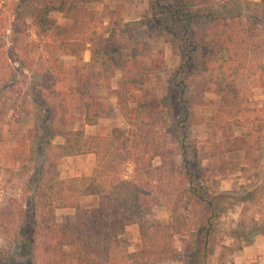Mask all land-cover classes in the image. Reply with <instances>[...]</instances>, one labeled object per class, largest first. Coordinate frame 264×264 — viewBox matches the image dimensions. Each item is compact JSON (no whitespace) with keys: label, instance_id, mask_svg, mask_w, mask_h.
Here are the masks:
<instances>
[{"label":"trees","instance_id":"16d2710c","mask_svg":"<svg viewBox=\"0 0 264 264\" xmlns=\"http://www.w3.org/2000/svg\"><path fill=\"white\" fill-rule=\"evenodd\" d=\"M101 2L0 0V141L6 124L24 114L34 120L27 163L16 172L24 178L21 195L0 203V234L8 239L0 246V264H150L174 251L175 238L185 264H207L212 256L224 261L264 235V164L254 142L244 138L229 148L242 157L222 156L219 164L245 178L238 192L206 186L190 128L205 124L225 131L221 112L229 111L221 102L211 120L197 115L208 89L201 83L189 96L186 77L252 71L255 87L264 88V66L252 67L253 54L264 53V0H151L140 20L126 24L123 6L98 13L88 5ZM123 26L134 40L127 57ZM172 29L185 50L170 83L182 117L169 139L161 110L130 104L141 84L164 68V52L153 44L173 41ZM116 71L120 86L113 88ZM74 100L81 117L72 112ZM114 108L128 131L114 127L109 134L85 135L86 126ZM85 154L95 156L94 175L60 176L64 158ZM88 195L98 198L97 205L80 207V197ZM234 196L242 204L240 218L219 235L218 216ZM158 205L169 213L166 224L150 218ZM60 208L75 211L58 220ZM131 225H137L141 245L124 252L120 236Z\"/></svg>","mask_w":264,"mask_h":264},{"label":"rangeland","instance_id":"374dc122","mask_svg":"<svg viewBox=\"0 0 264 264\" xmlns=\"http://www.w3.org/2000/svg\"><path fill=\"white\" fill-rule=\"evenodd\" d=\"M151 0H102V2L88 4L89 7L102 13L107 7L123 6L122 20L123 24L140 20L148 11ZM60 21V16L56 15ZM153 17H156L154 15ZM97 20L94 21L95 24ZM128 26H123L120 36L122 38V54L127 57L130 54V49L133 46L134 40L126 33ZM192 35L190 32L188 33ZM173 41H158L153 44V49H161L164 52L165 66L156 74L150 77L141 84L139 89L135 92L131 101L130 107L134 109L139 103H146L148 110H161L164 113L167 124L164 127V132L170 139L174 131L173 122L180 120L182 117L181 105L176 99L174 91L171 89V79L175 70L180 65L183 53L185 50V42L182 37L177 34L176 29L171 30ZM89 52L84 53L85 61H89ZM264 66V53H254L252 56V67L257 65ZM120 72L116 71L111 79V86L118 88L120 86ZM201 80H203L201 82ZM255 76L252 71H237L230 72L228 69L220 72H194L192 75L186 77L187 85L189 86L188 95H194L195 92L203 83V87L208 89L202 99V106L196 111L197 115H203L207 120H211L218 114V107L222 102L225 110L231 112H221L222 117L227 119V130L223 128H211L205 124L194 125L190 128L189 138L195 144L197 149L196 164L197 168L203 170L204 179H206V186L211 190H231L234 193L238 192V186L244 183L245 178H239V173L235 168L229 166L227 169L220 168V158L224 156L227 159L241 158L243 152L230 153L229 148L232 147L237 141L244 138L254 142L256 153L260 161L264 163V106H260V102H264L263 95L259 92V88L255 87ZM73 84V80L67 82V87ZM264 89V88H260ZM100 95H105L103 89H99ZM221 97L224 100L221 101ZM222 98V99H223ZM112 103L114 100H111ZM164 103V104H163ZM72 112L76 117L82 116L80 104L75 100L72 101ZM33 117V116H31ZM30 119L24 118L21 126V133H26L27 124ZM238 121V122H237ZM14 124V123H13ZM7 125L5 130L10 132V135H16L18 132L15 127L18 125ZM71 127L60 128L61 131H67ZM114 127H121L128 131L129 127L119 113L117 108H114L112 114L108 117H101L98 123L93 126L85 127V135L90 136L93 134H109ZM28 134V132H27ZM33 135L30 134V138ZM247 136V137H246ZM56 138V141H60ZM84 155L80 158H68L66 162H62L60 172L64 171L65 174H82L93 171L92 161ZM177 163H180V157L176 158ZM206 168V171L204 169ZM23 179L16 172L10 173L6 178L0 180V203H5L11 197H19L21 195V187ZM239 179V180H238ZM237 196V195H236ZM238 198V197H237ZM235 196L231 204L226 206L223 213L218 216L216 228L219 235L224 233L237 225L242 210V204L239 203ZM94 197L83 199L82 206H91L95 202ZM69 210H57L58 220L63 219L64 215ZM73 211V210H71ZM150 218L154 221L166 224L169 221V213L164 205L156 206ZM263 236L259 235L256 238ZM254 242L243 248L242 251L235 252L227 256L224 261H220L217 257L212 256L208 259L207 264H244L241 257L256 256V251L252 247L256 244ZM7 237L0 234V246L6 247ZM140 238L137 225L128 226L120 236V249L124 252H134L140 248ZM225 243H230V240L225 239ZM174 251L166 256L153 259L150 264H185L183 259V248L178 238L173 242ZM246 264V263H245Z\"/></svg>","mask_w":264,"mask_h":264},{"label":"crops","instance_id":"0c3cea01","mask_svg":"<svg viewBox=\"0 0 264 264\" xmlns=\"http://www.w3.org/2000/svg\"><path fill=\"white\" fill-rule=\"evenodd\" d=\"M259 92H261L263 95H261L260 98H264V89H260L259 88ZM260 106H264V102H260L259 104ZM32 115L30 114H24L21 117L20 122L15 123L13 125H18L17 127H15L16 131L18 132L16 135H10V132L7 130H5V127L7 125L10 124H6L4 126V130H3V139L2 141H0V180H3V178L7 177L10 173H14L17 172L21 169V167L23 165H25L27 163V159H28V153H29V145H30V134L32 133V130L34 128V120L33 117H31ZM28 118L30 119V121H28L27 124V130L25 131L26 133H21V126H19V124L22 125V122L24 120V118ZM28 132V134H27ZM32 137V136H31ZM87 155L92 161V173L88 172H82V174H65L64 171L60 172V176L61 177H80V176H92L95 173L96 170V166H95V156L94 154H85ZM84 155H80V156H74V157H66L62 160V162L64 161V163L66 162V160L68 158H80ZM262 163V162H261ZM62 164V163H61ZM264 164V163H263ZM61 166V165H60ZM63 166V164H62ZM1 196V194H0ZM88 197H94L95 202L94 204H92L91 206H86L83 207L82 206V201L85 198ZM98 202V198L96 196L93 195H88V196H82L79 199V205L82 208H90V207H95L97 205ZM61 210H69L68 214H72L74 213V209L73 208H60ZM59 210V209H57ZM56 210V211H57ZM73 210V211H71ZM57 215V214H56ZM64 215V216H66ZM256 244L253 245L252 247L254 248V250L256 251V256L250 257V256H244L241 257L242 263L244 262V264H264V235L260 236L258 238H256Z\"/></svg>","mask_w":264,"mask_h":264}]
</instances>
